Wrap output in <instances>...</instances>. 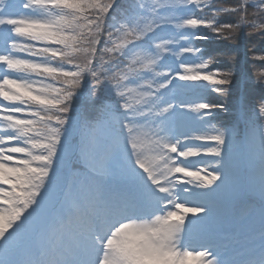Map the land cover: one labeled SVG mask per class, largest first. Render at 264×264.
Wrapping results in <instances>:
<instances>
[{"label": "snow or ice", "instance_id": "1", "mask_svg": "<svg viewBox=\"0 0 264 264\" xmlns=\"http://www.w3.org/2000/svg\"><path fill=\"white\" fill-rule=\"evenodd\" d=\"M0 264H264V0H0Z\"/></svg>", "mask_w": 264, "mask_h": 264}, {"label": "trees", "instance_id": "2", "mask_svg": "<svg viewBox=\"0 0 264 264\" xmlns=\"http://www.w3.org/2000/svg\"><path fill=\"white\" fill-rule=\"evenodd\" d=\"M231 20L230 17H221V22H229ZM240 45V51L241 53H248V58H251L252 52L251 49L253 47V43L256 44V47L259 48V42L258 41H251L248 37L244 36L241 37L238 41ZM234 45H225V43L221 41H213L209 44L206 45L208 50L210 52L216 53V52H221V51H226L228 48L233 47ZM241 59L243 60V55H241ZM209 99L213 102H216V95L214 93H209ZM224 118L227 119L226 114H224Z\"/></svg>", "mask_w": 264, "mask_h": 264}]
</instances>
